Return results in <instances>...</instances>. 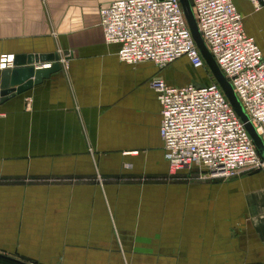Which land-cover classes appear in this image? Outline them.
Instances as JSON below:
<instances>
[{
	"label": "crops",
	"instance_id": "1",
	"mask_svg": "<svg viewBox=\"0 0 264 264\" xmlns=\"http://www.w3.org/2000/svg\"><path fill=\"white\" fill-rule=\"evenodd\" d=\"M114 1L0 0V55L57 54L60 66L0 104V254L27 264H264V169L195 188L213 212L197 222L227 231L213 253L183 254L155 241L168 235L167 218L144 208L157 210L158 191L173 186L130 181L165 178L170 170L150 81L183 86L212 79L207 67L193 70L185 58L176 61L178 74L150 62H120L98 18ZM232 2L264 54V3L256 10L250 0ZM194 71L206 80H195ZM67 176L91 180L44 182ZM181 193L187 204L190 190Z\"/></svg>",
	"mask_w": 264,
	"mask_h": 264
},
{
	"label": "built area",
	"instance_id": "2",
	"mask_svg": "<svg viewBox=\"0 0 264 264\" xmlns=\"http://www.w3.org/2000/svg\"><path fill=\"white\" fill-rule=\"evenodd\" d=\"M189 1L202 41L264 142V54L246 35L232 0ZM250 1L256 10L264 3ZM98 18L104 43L118 46L124 64L162 68L185 58L193 70L206 68L179 0H118L102 6ZM13 61L12 54L0 55V71L12 69ZM150 87L160 105L159 136L170 171L196 167L212 178L231 179L264 169L244 124L213 79L208 85L171 86L155 78Z\"/></svg>",
	"mask_w": 264,
	"mask_h": 264
},
{
	"label": "rangeland",
	"instance_id": "3",
	"mask_svg": "<svg viewBox=\"0 0 264 264\" xmlns=\"http://www.w3.org/2000/svg\"><path fill=\"white\" fill-rule=\"evenodd\" d=\"M245 25V21H244ZM260 29V28H258ZM176 61L173 63H170L162 68H157L160 71L163 70H170L171 72H174L175 74L183 72L180 67H178V64H176ZM189 68V67H188ZM209 71V70H208ZM195 73L192 75L193 78L197 81H203L206 80V75L202 71H194ZM208 75L211 79H213L210 72H208ZM208 77V76H207ZM185 80L184 78H182ZM191 78L185 81L189 82ZM191 81V80H190ZM91 179H83L82 177H62V178H46L44 180L45 184H68V183H85L88 182ZM229 179H220V178H212L209 173H207L205 170L200 168H189V169H179L175 171H170L166 175L165 178H153V177H146V176H139L134 177L130 181H132L135 184H145V183H164L166 185H172L171 191H166L165 194H161L160 191H158V206L157 210H154L155 207H146L144 209L150 210L152 212H157L158 214H161L163 217L166 216L167 222H163L162 225L164 227H167L168 235H165L161 239H156L160 245L166 247V248H173L174 250H177L178 252H181L183 254L188 253L189 255L195 256L198 252V250L206 249V252L213 253L210 250H213L214 243L221 238V236H225L227 234V231L217 230L214 228L212 223L206 222L204 224V228H202L201 223L197 222V216H200L202 214L207 215L208 217H212V208L211 206H202L200 203V198H198V191L195 190V188L198 185L211 183L214 181H227ZM183 186H190V187H180ZM188 188L190 190L189 194V202L186 204L185 198L182 195V190H185ZM194 188V190H191ZM168 189V188H167ZM144 194L143 191L139 192V195L142 197ZM150 194V193H149ZM153 195V194H150ZM151 198V197H149ZM171 198V200H170ZM164 200L161 202L160 200ZM169 201V202H168ZM167 204L166 206H163L164 204ZM169 204V205H168ZM62 215H64V211H68V208L65 206L61 207ZM168 218L172 220L171 223H169ZM188 218L189 223H186L185 221ZM171 227V228H170ZM129 244V246H133V240H126ZM135 241V240H134ZM144 242H146L147 247L151 246V242H153L152 239H144ZM114 243L117 246L118 249L121 250V240L120 239H114ZM142 245H144L142 243ZM208 250V251H207Z\"/></svg>",
	"mask_w": 264,
	"mask_h": 264
},
{
	"label": "water",
	"instance_id": "4",
	"mask_svg": "<svg viewBox=\"0 0 264 264\" xmlns=\"http://www.w3.org/2000/svg\"><path fill=\"white\" fill-rule=\"evenodd\" d=\"M184 18L187 26L190 30L192 38L195 42L200 55L213 77V80L220 87L231 107L233 108L240 121L244 124L246 131L248 132L260 158L264 161V142L257 134L255 128L249 122L241 104L236 98L230 83L225 79L220 72L212 56L208 52L201 36L198 32L196 21L192 12L191 4L189 0H179ZM58 55H39V56H24L15 55L13 61V68L6 69L0 72V104L4 103L8 99L14 97L16 94H22L25 91L32 88L33 85L39 84L43 79L47 78L52 72L60 69L57 61ZM50 63L49 68H38L34 70V64H46ZM0 258L22 263L12 257L0 254ZM27 264V263H23Z\"/></svg>",
	"mask_w": 264,
	"mask_h": 264
},
{
	"label": "trees",
	"instance_id": "5",
	"mask_svg": "<svg viewBox=\"0 0 264 264\" xmlns=\"http://www.w3.org/2000/svg\"><path fill=\"white\" fill-rule=\"evenodd\" d=\"M0 262H3L5 264H23V263H19V262H15V261L6 260L3 258H0Z\"/></svg>",
	"mask_w": 264,
	"mask_h": 264
}]
</instances>
